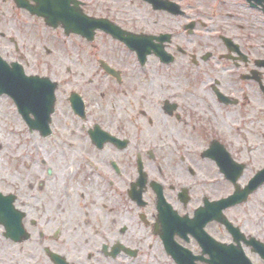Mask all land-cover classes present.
Wrapping results in <instances>:
<instances>
[{
	"label": "flooded vegetation",
	"instance_id": "flooded-vegetation-1",
	"mask_svg": "<svg viewBox=\"0 0 264 264\" xmlns=\"http://www.w3.org/2000/svg\"><path fill=\"white\" fill-rule=\"evenodd\" d=\"M0 264H264V0H0Z\"/></svg>",
	"mask_w": 264,
	"mask_h": 264
}]
</instances>
